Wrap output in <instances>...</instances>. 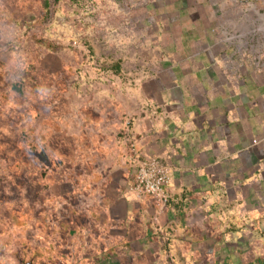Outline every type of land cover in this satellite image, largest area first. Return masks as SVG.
Returning <instances> with one entry per match:
<instances>
[{
  "label": "rangeland",
  "instance_id": "374dc122",
  "mask_svg": "<svg viewBox=\"0 0 264 264\" xmlns=\"http://www.w3.org/2000/svg\"><path fill=\"white\" fill-rule=\"evenodd\" d=\"M263 22L264 0H0V264H91L77 229L102 203L99 185L93 199L84 187L100 179L88 150L120 132V120L128 130L129 112L151 113L153 95L184 96L179 82L202 94L193 119L212 138L222 180L211 223L206 201L183 237L198 259L189 264H264ZM34 37L62 49L40 61ZM213 242L222 245L205 263ZM179 244L168 264L187 255Z\"/></svg>",
  "mask_w": 264,
  "mask_h": 264
},
{
  "label": "crops",
  "instance_id": "0c3cea01",
  "mask_svg": "<svg viewBox=\"0 0 264 264\" xmlns=\"http://www.w3.org/2000/svg\"><path fill=\"white\" fill-rule=\"evenodd\" d=\"M158 83L161 82L158 80ZM177 86L184 96H179L176 101L166 99L164 102L153 95L152 98L147 99L153 109L152 114L144 110L129 112L132 122L128 130L124 129L122 121H119L120 128L124 129L123 137H120L119 131V133L116 132L117 139L113 137L116 133L111 134L110 137H101L99 143L94 142V146L88 150L95 155V159H88L91 165L98 164L95 168H99L100 179L96 181L97 183H85L84 187L87 186L86 190L92 199L100 191L97 200L102 203L99 207H90L84 214L85 218H89L86 225H77V229L82 228L85 234H88L84 237L88 241L89 248L83 255V260L91 264L106 263L109 260L114 264H143L146 258L149 259L157 254V258L150 259L153 261L151 264H168V258L170 257L171 260L172 258L167 254L175 249L180 250L179 243H184L187 247L188 260L183 252L179 251L175 254L177 255L175 261L178 264H189L193 262L189 260L191 258L195 261L193 263L198 262H196L198 259L189 252L188 244L183 237L192 225L193 214H197L195 211H200L206 201L212 202L207 205L211 223V212L217 210L213 202L217 198L215 192L221 177L219 167L214 165L217 155H213L212 138L205 140L203 134L207 136L206 129L200 130V125L198 126L200 122L198 119H193L199 116L198 111L194 113V108L199 110L198 94H202L196 86L191 87V90L186 83L179 82ZM172 87L175 85L173 84ZM212 96H214L212 91L206 95V97ZM189 102H191L190 105L192 104L190 109ZM173 104L183 107L184 111L178 110L177 115H174L173 110L176 109L169 108ZM161 106H166L168 113L156 112L155 109L157 107L160 109ZM132 143L135 145L133 150ZM143 153L164 156L168 158L170 164L171 182L167 190L172 201L160 216H157L158 211L152 198L137 200L128 193V188L133 182L130 173L134 175L138 167V160L134 156ZM222 174L226 176V182L229 178L231 180L234 178L229 175V171ZM213 178L217 181L215 184H210ZM93 185H99L100 189L94 190ZM204 189L206 192L202 193ZM220 199L223 197H219L218 200ZM195 202L198 204H194ZM203 208L206 209V207ZM153 220H157L159 225ZM173 226L177 228L174 234L170 232ZM158 233L164 235L162 241L158 240ZM173 239L175 242L172 243ZM220 245L222 244L219 242L217 244L213 242L210 248L212 254L206 255L205 263L213 262V251ZM150 251H152L151 255H147ZM117 255L125 257L126 260H117ZM224 262L226 263V259ZM214 264L217 262L215 261Z\"/></svg>",
  "mask_w": 264,
  "mask_h": 264
},
{
  "label": "built area",
  "instance_id": "2783aa9c",
  "mask_svg": "<svg viewBox=\"0 0 264 264\" xmlns=\"http://www.w3.org/2000/svg\"><path fill=\"white\" fill-rule=\"evenodd\" d=\"M135 148L132 143V150ZM138 160L137 171L134 180L128 188V193L133 198L142 200L146 197L153 199L158 215L164 213L171 204L172 197L167 188L171 182V168L168 158L164 156H152L148 154H137L134 156ZM172 234L176 233L177 228H170Z\"/></svg>",
  "mask_w": 264,
  "mask_h": 264
},
{
  "label": "trees",
  "instance_id": "16d2710c",
  "mask_svg": "<svg viewBox=\"0 0 264 264\" xmlns=\"http://www.w3.org/2000/svg\"><path fill=\"white\" fill-rule=\"evenodd\" d=\"M57 2H59V1H61V0H56ZM47 4V3H46ZM44 19H40V20H38L36 23H35V26H41L42 24H44ZM34 39V43H35V45L37 46V48H38V50H36V52H37V55L38 56H40V58L38 59V60H40V61H45V57H44V50L45 51H49L50 53L51 52H55V51H58V50H60V49H62V47H60L59 45H57V44H55V43H52V42H49V41H45L43 38H38V37H34L33 38ZM160 51H162V50H160ZM37 60V61H38ZM33 66V65H32ZM112 72L113 73H115V74H121V68L119 67V66H116V67H114L113 68V70H112ZM21 84H23V81H19V82H17V83H15V84H12V90H13V92L15 93V94H21L22 93V88H21ZM123 132H124V129H122L121 131H120V137H123ZM229 223V222H228ZM233 225V224H232ZM231 225V226H232ZM230 226V227H231ZM239 228H237V226L235 225V226H233V227H231V231H228V232H230L231 234H232V236L235 238L236 237V235H237V233L236 232H238L239 230H238ZM223 231V233H227V231L226 230H222ZM240 231H243V229L241 228V230ZM260 262H262V261H258V263H260Z\"/></svg>",
  "mask_w": 264,
  "mask_h": 264
},
{
  "label": "bare ground",
  "instance_id": "6f19581e",
  "mask_svg": "<svg viewBox=\"0 0 264 264\" xmlns=\"http://www.w3.org/2000/svg\"><path fill=\"white\" fill-rule=\"evenodd\" d=\"M264 23V22H263Z\"/></svg>",
  "mask_w": 264,
  "mask_h": 264
}]
</instances>
